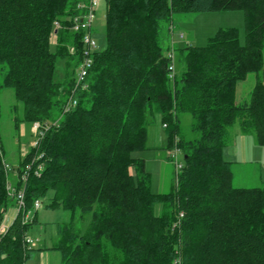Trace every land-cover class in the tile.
<instances>
[{
    "label": "trees",
    "instance_id": "1",
    "mask_svg": "<svg viewBox=\"0 0 264 264\" xmlns=\"http://www.w3.org/2000/svg\"><path fill=\"white\" fill-rule=\"evenodd\" d=\"M106 3V47L93 52L77 87L84 31L72 26L87 0H0V92L14 90L16 125L49 127L17 168L0 138V229L16 206L10 184L25 188V212H36L35 200L49 191L48 206L70 212L53 247L61 264H264V188L235 186L224 158L237 122L264 145V0ZM233 9L244 12V44L234 27L205 45L173 44L177 15ZM250 73L255 85L238 102V83ZM70 97L76 104L64 111ZM187 113L191 136L182 125ZM155 122L168 137L166 152L177 147L184 156L172 189L158 194L145 160L133 156L148 148ZM23 211L0 230V264L33 255L25 238L35 216L25 221Z\"/></svg>",
    "mask_w": 264,
    "mask_h": 264
},
{
    "label": "rangeland",
    "instance_id": "2",
    "mask_svg": "<svg viewBox=\"0 0 264 264\" xmlns=\"http://www.w3.org/2000/svg\"><path fill=\"white\" fill-rule=\"evenodd\" d=\"M106 0H99L96 7L95 18L91 25V36L96 43L93 52L106 47ZM176 29L173 34V44L182 46L186 43L201 46L205 45L209 38L215 35L220 28L234 27L238 29L239 40L245 43V16L240 9L204 11L176 16ZM183 34V35H181ZM50 49L55 51L56 43L51 39ZM264 56V51H263ZM62 64H59L58 75H62ZM256 75L250 73L248 77L240 81L237 86V101L242 102L249 99V95L255 85ZM17 104L14 90L4 88L0 92V138L2 140L5 160L8 164L17 168L22 154L26 152L29 145L35 141L34 128L26 122L15 123L16 114L13 106ZM21 104H19V107ZM20 114V109L17 112ZM192 117L190 114L182 116V125L186 133L191 136ZM159 123L155 122L149 126L148 148L136 151L133 156L145 160V168L151 175L152 192L167 193L174 184L176 174V162L184 163V156L177 147L165 151L163 147L168 145V137ZM240 127L239 122L231 128L232 139L235 130ZM231 139V140H232ZM244 139L248 145L246 149L238 147L235 143L226 148L228 157L233 162V184L237 187H263L264 188V145L258 144L254 134H245ZM33 145V144H32ZM237 148V151H236ZM176 150V157L170 159L167 154H173ZM172 152V153H171ZM10 171L11 177L14 176ZM53 198V191H49L41 200L42 205L36 212L31 228L27 236L32 240L29 246L34 250L33 255L25 264H61L62 254L54 249L59 240L57 224L70 220V212L61 207H49ZM17 215V208L10 204L4 212L1 228L7 229Z\"/></svg>",
    "mask_w": 264,
    "mask_h": 264
},
{
    "label": "built area",
    "instance_id": "3",
    "mask_svg": "<svg viewBox=\"0 0 264 264\" xmlns=\"http://www.w3.org/2000/svg\"><path fill=\"white\" fill-rule=\"evenodd\" d=\"M99 3V0H87V11L86 14L82 17H77L74 19L73 23V29L76 31H84L83 34V43L85 44V48L83 51V59L78 67L77 74H76V86L79 87L82 85L89 73L90 68L93 65V47H95L96 43L92 39L91 36V25L95 18V12L96 7ZM56 29L60 27V24L58 22H55ZM182 35V34H181ZM170 56L173 58L172 52L170 53ZM76 104V100L73 99V97L69 98V101L66 103L64 111H67L69 108L74 107ZM34 133L36 135V139L33 142V146H38L41 138L45 135L48 126H42L39 122L34 123ZM178 150V149H177ZM174 155H176V150L173 152ZM178 165V164H177ZM33 168V162L28 163L26 165L25 173L22 176V180L26 181L28 179L29 173L31 169ZM42 169V165L40 164L38 166V170L36 173L39 175L40 170ZM8 189L11 190L12 194L16 197V208H17V214L25 210V188H21L19 190L12 187V185H8ZM42 205V201L40 199L35 200L34 202V209H39ZM32 211H23L24 219L25 221H29L33 219ZM1 232H6L7 229L1 228ZM25 241L27 244H30L32 240L27 236L25 238Z\"/></svg>",
    "mask_w": 264,
    "mask_h": 264
},
{
    "label": "crops",
    "instance_id": "4",
    "mask_svg": "<svg viewBox=\"0 0 264 264\" xmlns=\"http://www.w3.org/2000/svg\"><path fill=\"white\" fill-rule=\"evenodd\" d=\"M83 1V0H82ZM183 35V34H182ZM160 127H162V125L160 124L159 125V127H158V129L160 128ZM163 128V127H162ZM31 130H32V127H31ZM163 130H164V128H163ZM33 131V130H32ZM244 136H245V134H243L242 133V131H241V129L240 128H237V131L235 130V133H234V138L230 141V143L228 144V146L226 147V148H228V147H230V146H232L234 143L239 147H241L242 149H246V147H247V145H248V142H247V140L246 139H244ZM258 143V142H257ZM33 143H31L30 145H32ZM259 144V143H258ZM224 149V158H225V160H227L228 162H230V165H231V168H232V161L229 159V157H228V153H229V151H228V149ZM27 151L28 150H26V152L25 153H23L24 155L27 153ZM166 151V150H165ZM236 151H237V148H236ZM167 153V152H166Z\"/></svg>",
    "mask_w": 264,
    "mask_h": 264
}]
</instances>
